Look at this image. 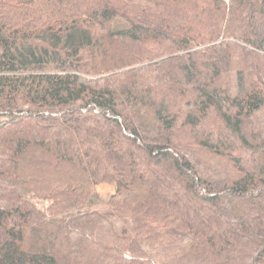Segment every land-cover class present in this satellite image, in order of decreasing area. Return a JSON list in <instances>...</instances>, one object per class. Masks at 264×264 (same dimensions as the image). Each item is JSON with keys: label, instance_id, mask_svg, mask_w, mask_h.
Here are the masks:
<instances>
[{"label": "trees", "instance_id": "16d2710c", "mask_svg": "<svg viewBox=\"0 0 264 264\" xmlns=\"http://www.w3.org/2000/svg\"><path fill=\"white\" fill-rule=\"evenodd\" d=\"M0 264H264V0H0Z\"/></svg>", "mask_w": 264, "mask_h": 264}, {"label": "rangeland", "instance_id": "374dc122", "mask_svg": "<svg viewBox=\"0 0 264 264\" xmlns=\"http://www.w3.org/2000/svg\"><path fill=\"white\" fill-rule=\"evenodd\" d=\"M115 192V186H103L100 188V193L103 198L108 199L113 193ZM38 208L41 210H45L47 208V201L39 200V199H33L32 200Z\"/></svg>", "mask_w": 264, "mask_h": 264}]
</instances>
